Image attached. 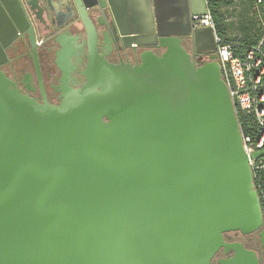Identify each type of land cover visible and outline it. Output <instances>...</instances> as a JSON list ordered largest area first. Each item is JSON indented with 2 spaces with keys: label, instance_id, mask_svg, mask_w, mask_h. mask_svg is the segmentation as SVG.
<instances>
[{
  "label": "water",
  "instance_id": "obj_1",
  "mask_svg": "<svg viewBox=\"0 0 264 264\" xmlns=\"http://www.w3.org/2000/svg\"><path fill=\"white\" fill-rule=\"evenodd\" d=\"M27 2H46L57 28L76 9L86 82H66L70 36L55 40L59 104L23 93L0 68V264H210L220 249L234 254L219 264H259L224 237L264 227L249 161L264 149L244 147L217 53L198 54L194 32L191 50L164 35L114 63L110 30L119 51L130 48L114 21H100L101 44L84 0ZM27 32L35 52L29 17Z\"/></svg>",
  "mask_w": 264,
  "mask_h": 264
},
{
  "label": "flooded vegetation",
  "instance_id": "obj_2",
  "mask_svg": "<svg viewBox=\"0 0 264 264\" xmlns=\"http://www.w3.org/2000/svg\"><path fill=\"white\" fill-rule=\"evenodd\" d=\"M18 1L20 2V0ZM21 1L24 5L20 2V11L23 17H25L26 27L23 31H20L9 44L0 45V68L10 78L16 81L18 88L23 93L31 95L40 102H43L46 97L50 103L59 104L61 102L63 72L62 69L58 67L56 55L57 52L62 49V46L58 45L55 40L60 36L63 38L66 36L74 38V41H71L73 50L71 58L72 69L70 70L71 77L68 78L66 82L73 88L80 87L86 82V76L82 74V71L87 64V46L85 45L87 31H85L84 24L78 16L76 9L74 16L67 19L62 26L57 28V22L50 13L46 2L43 4L40 2L37 8L32 9L33 5H29L27 2L28 0ZM55 7L58 9V6ZM101 8V5H89V15H91L96 30H98V41L102 44L104 41V30L99 23L104 20H114L104 7ZM28 17L36 32L37 48L35 52L32 47L30 33L27 32ZM108 34L109 36L105 43V45H107L105 49L108 50V60L119 63L120 56L125 58L126 53L132 57V48L119 51L120 45L116 43L114 32L110 30ZM35 54L40 65L42 86L45 94L41 91L39 78L37 77ZM200 55L205 56L204 54ZM262 230L263 228H260V230L245 234L238 230H231L225 233L224 237L225 241L228 243H242L244 247L257 254L259 264H264ZM233 254L234 252L232 249L228 252H225L224 249H220L210 264H219V259L231 258Z\"/></svg>",
  "mask_w": 264,
  "mask_h": 264
},
{
  "label": "crops",
  "instance_id": "obj_3",
  "mask_svg": "<svg viewBox=\"0 0 264 264\" xmlns=\"http://www.w3.org/2000/svg\"><path fill=\"white\" fill-rule=\"evenodd\" d=\"M87 5H101L115 21L121 36L130 48L139 43H155L160 36H182L183 43L191 49L189 35L196 33L198 53L210 55L217 49L215 33L211 27L193 25L196 14L209 13L208 0H84ZM233 3L224 6L226 20L230 23L228 36L240 38L243 30V8L239 9L238 20H232ZM26 27L18 0H0V45L9 44ZM244 49V48H243ZM244 51V50H243ZM243 51H238L240 55ZM1 52V48H0Z\"/></svg>",
  "mask_w": 264,
  "mask_h": 264
},
{
  "label": "built area",
  "instance_id": "obj_4",
  "mask_svg": "<svg viewBox=\"0 0 264 264\" xmlns=\"http://www.w3.org/2000/svg\"><path fill=\"white\" fill-rule=\"evenodd\" d=\"M258 3L263 0H257ZM193 25L211 27L217 42L222 78L229 87L232 102L236 112H244L254 117L261 128L260 136L254 140L251 134L243 133L244 147L248 154L264 149V32L255 45L237 53V42L218 35L212 13L196 14ZM253 176L258 168H264V163L250 159ZM264 220V217H263ZM264 228V227H263Z\"/></svg>",
  "mask_w": 264,
  "mask_h": 264
},
{
  "label": "trees",
  "instance_id": "obj_5",
  "mask_svg": "<svg viewBox=\"0 0 264 264\" xmlns=\"http://www.w3.org/2000/svg\"><path fill=\"white\" fill-rule=\"evenodd\" d=\"M233 1L234 0H208L209 10L214 17L218 35L228 40L236 41L238 51H240V49L243 51L255 45L264 32V0L261 3H258L257 0H243L245 14H243V23L239 26H241L244 34H242L240 38L227 35L231 27L230 23L226 20L224 6L233 3ZM237 117H239L242 132L245 135L251 134L253 139L257 140L260 136L261 128L256 124L254 117L244 112H238ZM258 161L264 163V156L259 158ZM254 176L255 186L260 195L264 217V168H258Z\"/></svg>",
  "mask_w": 264,
  "mask_h": 264
},
{
  "label": "rangeland",
  "instance_id": "obj_6",
  "mask_svg": "<svg viewBox=\"0 0 264 264\" xmlns=\"http://www.w3.org/2000/svg\"><path fill=\"white\" fill-rule=\"evenodd\" d=\"M243 8L241 0H236L235 4L231 6L230 10L232 11V20L237 21L238 20V13L239 9Z\"/></svg>",
  "mask_w": 264,
  "mask_h": 264
}]
</instances>
